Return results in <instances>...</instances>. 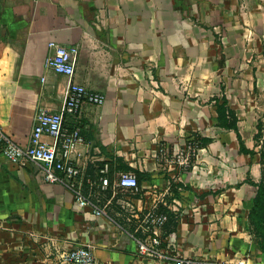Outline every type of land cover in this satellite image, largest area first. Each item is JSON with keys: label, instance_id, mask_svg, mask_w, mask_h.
I'll list each match as a JSON object with an SVG mask.
<instances>
[{"label": "crops", "instance_id": "crops-1", "mask_svg": "<svg viewBox=\"0 0 264 264\" xmlns=\"http://www.w3.org/2000/svg\"><path fill=\"white\" fill-rule=\"evenodd\" d=\"M51 42L77 46L75 80L105 96L65 122L83 138L70 160L105 213L0 152V264H60L81 245L97 264H171L139 253L138 217L155 205L173 214L156 231L166 252L264 264L249 218L263 179L264 0H0V131L24 147L66 97ZM224 98L238 132L218 124ZM106 166L112 182L135 173L138 189L103 190Z\"/></svg>", "mask_w": 264, "mask_h": 264}, {"label": "built area", "instance_id": "built-area-1", "mask_svg": "<svg viewBox=\"0 0 264 264\" xmlns=\"http://www.w3.org/2000/svg\"><path fill=\"white\" fill-rule=\"evenodd\" d=\"M53 50L47 60L48 66L56 73L65 75L68 79L65 100L56 112H45L39 115L34 127L29 146L24 147L11 137L0 131V152L8 160L25 164L33 162L40 166L45 181L61 184L75 196L80 207L90 206L97 215L105 213V206L94 203L92 197L84 190L82 170L70 160L75 146L83 140L77 129L68 131L65 127L66 116L80 108L84 102L101 105L105 96L88 89L75 80L79 58L77 46H65L55 42L49 44ZM44 136L52 138V142L44 140ZM90 180H88L89 182ZM101 188L110 190L116 196L118 189H138V180L133 172H122L117 181L112 182L108 175V167L100 177ZM130 206V205H128ZM133 216L136 213L131 208ZM145 237L138 239L139 253L146 257L168 260L171 264H235L231 262L203 261L194 258L172 255L164 249V240L156 231L164 227L168 221V213L160 212L158 206H153L143 217H138ZM60 264H97L95 253L89 246H77L63 250L56 255Z\"/></svg>", "mask_w": 264, "mask_h": 264}, {"label": "trees", "instance_id": "trees-1", "mask_svg": "<svg viewBox=\"0 0 264 264\" xmlns=\"http://www.w3.org/2000/svg\"><path fill=\"white\" fill-rule=\"evenodd\" d=\"M217 112H218V124L220 127L226 129H233L238 132V117L236 115V112L228 106V102L225 98L222 100L217 99ZM239 139L241 141V151L245 153H249V150L244 146L242 142V138L240 134H239ZM198 140L200 141L199 147H202L209 142L208 139L206 140V139L198 138ZM261 162L263 166V179L259 184H257L258 191L254 198V202L252 205V209L250 211L249 218H250L251 231L258 238L259 248L264 253V149L261 152ZM160 211L166 212L168 210L161 209ZM171 213L172 212L168 213L169 217H172L173 214Z\"/></svg>", "mask_w": 264, "mask_h": 264}]
</instances>
